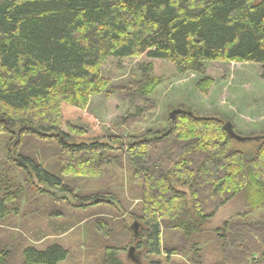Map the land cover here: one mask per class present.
<instances>
[{"label": "trees", "instance_id": "obj_1", "mask_svg": "<svg viewBox=\"0 0 264 264\" xmlns=\"http://www.w3.org/2000/svg\"><path fill=\"white\" fill-rule=\"evenodd\" d=\"M142 55L171 63L179 75L204 77L196 84L203 95L212 83L206 62L257 64L264 79V0H0V134L9 136L7 158L28 187L37 186L35 201L80 211L116 208L118 198L109 190L73 193L68 178L130 172L140 191L131 212L138 231L120 222L118 241L104 245L101 264H125L119 254L129 245L151 257L149 264H180L173 257L185 254L204 264L199 233L219 208L243 192L248 209L241 216L264 210V138L257 137L252 153L236 149L224 119L184 106L170 109L163 127L149 124L156 110L150 97L161 85L149 74L151 64L142 66L138 81L114 89L101 74L108 58ZM102 94L134 110L116 121L124 133L104 132L88 115L90 99ZM29 138L56 145L57 171L24 154ZM20 197L0 177V224L19 213ZM96 198L106 202L94 204ZM93 225L104 237L113 230L109 219L95 218ZM247 233L264 243V224ZM212 235L206 241L213 251L228 256L240 233L225 221ZM260 247L246 245L253 261L264 255ZM15 249L1 241L0 264H11ZM68 256L56 244L24 246L19 264H60Z\"/></svg>", "mask_w": 264, "mask_h": 264}, {"label": "rangeland", "instance_id": "obj_2", "mask_svg": "<svg viewBox=\"0 0 264 264\" xmlns=\"http://www.w3.org/2000/svg\"><path fill=\"white\" fill-rule=\"evenodd\" d=\"M148 64H151L150 76L158 78L161 82L150 97V100L156 102V110L149 124L156 128L163 127L169 110L184 106L197 115L220 117L225 122H230L238 135L253 138L252 141L244 143L236 141V149L252 153L257 145L254 138L260 137V140L264 138V79L261 77L259 65L206 62V77L212 81L206 95L201 94L196 87L204 77L195 74L179 75L171 63L150 59L146 55L138 58H108L101 74L110 81L109 89H114L133 80L138 81L140 69ZM133 112L128 102H120L114 95L106 97L105 94L92 97L87 107V113L96 125L104 132L112 134L124 133L117 129L116 121L127 118ZM72 123L80 124L76 120ZM82 127L89 132L93 131L90 125ZM145 128L146 125L140 133H144ZM127 134H123V137ZM8 138V135L0 134V177L8 180L12 188H18L21 192L19 213L16 216H9L0 224V242L11 243L18 248L11 254V264H19V251L24 246L44 250L54 244L62 246L69 253L68 258L60 264H101L104 245L116 244L118 241L114 238L122 231L118 229L120 222H125L130 228L134 222L131 219V212L137 210L140 191L131 183L130 172L124 168L118 169L113 179H110V173L108 177H102L100 180L68 178L73 193L79 195L109 190L118 198L116 208L101 205L80 211L67 206L65 202L42 198L35 201L33 193L37 192V186L28 187L7 158V150L11 147ZM24 154L35 157L45 168L57 171L58 151L55 144L29 138ZM60 195L56 193L58 198ZM66 197L74 204L71 195L67 194ZM51 209L59 211L61 215L50 213ZM247 209L246 194L242 192L219 208L216 214L204 223L199 233L204 264H264V255L262 257L256 255L253 261L252 257L255 254L249 257L246 250V245L251 242V245L256 243L261 245L260 249L264 251V243H261L260 239L256 240L255 235L247 233L250 225L264 224V210H253L249 215L241 216ZM95 218L111 220L113 230L108 237L95 233L93 225ZM225 221L240 233V236L235 238V245L231 247L228 256L214 252V246L206 241ZM131 230L130 232L133 231ZM125 233L130 236L128 231ZM131 247L134 245L127 246L125 251L119 254L122 262L149 264L152 258L149 257L148 260L143 252L135 249L133 255L137 257L138 262H132L128 257ZM188 257L190 255L185 254L174 256L173 259L180 264H192Z\"/></svg>", "mask_w": 264, "mask_h": 264}, {"label": "water", "instance_id": "obj_3", "mask_svg": "<svg viewBox=\"0 0 264 264\" xmlns=\"http://www.w3.org/2000/svg\"><path fill=\"white\" fill-rule=\"evenodd\" d=\"M174 114V112L171 114V117L172 115ZM224 128L226 130V132L229 134V136L234 139L235 141L237 142H241V143H244V142H247V141H252L253 138H250V137H242L240 135H238L234 130H233V127H232V124L230 122H227L225 125H224ZM258 138H254V140H257ZM103 202H106L105 199H102V198H96L93 203L94 204H98V203H103ZM131 229L134 230V233L136 234L137 232V224L136 223H133V225L131 226ZM133 252H134V247H131L128 251V257L130 258V260H132V262H135L137 263L138 262V259L133 255Z\"/></svg>", "mask_w": 264, "mask_h": 264}]
</instances>
